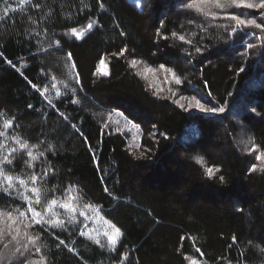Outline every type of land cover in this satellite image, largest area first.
Here are the masks:
<instances>
[{
  "label": "trees",
  "instance_id": "1",
  "mask_svg": "<svg viewBox=\"0 0 264 264\" xmlns=\"http://www.w3.org/2000/svg\"><path fill=\"white\" fill-rule=\"evenodd\" d=\"M39 2L42 9L36 11L30 5L21 10L17 0H9L10 10L0 21V111L13 121L6 135L38 144L33 154L54 145L56 155L40 158L51 161L54 169L47 184L48 199L53 195L66 199L72 193L65 194L64 189L75 184L83 195L81 204H91L122 233L118 251L110 252L75 234L82 231V221L66 232L55 230L75 253L65 246L57 248L59 241L44 233L50 264H189L186 256L198 264H228L229 260L264 264L260 251L264 171L255 155L238 143L252 137V143L264 151V69L254 61L264 59L261 32L262 42H252L257 47L249 49L243 37L233 41L239 33L230 31L235 22L219 19L214 23L227 29L201 34L206 51L195 53L172 36L198 31L186 23L197 15L183 8L186 0H140L139 5L131 0H100L104 8L97 0ZM3 7L0 0V15ZM228 11L243 18L242 13L250 9ZM29 16L37 23L32 24ZM90 20L98 22L92 29L87 28ZM70 27L85 32L80 37L65 35ZM33 29L42 36L31 35ZM41 39L45 48L49 41L59 40L61 50L38 51ZM122 48L127 49L124 55L119 54ZM68 52L73 59L66 68ZM132 59L142 63L133 68ZM101 61L108 66L105 74L98 70ZM73 63L75 69L70 67ZM162 63L179 76L180 85L166 82V73L159 71ZM144 67L157 71L147 73L145 79L137 75ZM77 73L81 83L75 87L82 88L77 96H58L51 88L55 83L63 93L59 81ZM193 89L201 95L211 91L209 99L224 110L229 108L225 105L235 106L238 96L251 109L239 108L233 117L188 113L175 103L176 92L190 97ZM71 99L81 103L72 104ZM127 123L139 127L137 142L123 130ZM2 124L0 118V129ZM6 143L19 147L11 140ZM141 152L144 157L137 158ZM14 157L13 164L5 167L21 178L47 167L33 161L36 167L29 169L30 157L23 150ZM197 158L203 163H197ZM252 164L257 171H249ZM207 168L213 169L212 176ZM11 202L0 193V204Z\"/></svg>",
  "mask_w": 264,
  "mask_h": 264
},
{
  "label": "snow or ice",
  "instance_id": "2",
  "mask_svg": "<svg viewBox=\"0 0 264 264\" xmlns=\"http://www.w3.org/2000/svg\"><path fill=\"white\" fill-rule=\"evenodd\" d=\"M83 3V0H81ZM135 2V0H134ZM100 8H104V3L97 0ZM5 7L2 9V15H0V21H2L8 14L10 10L9 0H3ZM25 5H30L34 10L40 11L42 9V4L39 0H17V6L23 10ZM87 7V5H84ZM183 8L189 11L195 12L197 15L189 17L186 21L187 25L192 26L198 31H189L188 35H178L177 32H173L172 36L178 38L182 44L189 45L194 49L195 53H201L206 51V48H202L200 41L204 39V36L201 34L207 35L211 29L214 28H226L223 24H216L215 21L219 19H225L229 21H234L235 26L231 27V33H236L237 29L241 26L244 28H254L260 30L262 36H264V0H186L183 3ZM232 8H242V9H258L260 10V20L258 22L255 18H241L239 15L234 14L229 9ZM13 11L15 9H12ZM47 15H52V9H49ZM202 17L203 19L198 23L197 19ZM71 13L68 14V19H71ZM29 20L32 24H36L37 21L33 20L29 16ZM98 22L95 20H90L87 25L88 29H92L94 25ZM183 27V25H182ZM44 33L48 32V28L43 29ZM85 29L81 28L79 31L76 27H70L68 32L65 33L71 34L73 36L80 37L84 34ZM31 35L35 37H41L42 33L33 29ZM121 36H124L125 33L121 31L119 33ZM157 35H160V32H157ZM260 37H258L259 39ZM37 43L41 45L38 48V51L47 53L48 51L61 50V45L59 40H51L48 42L47 47H43V39L38 40ZM257 47L256 45L249 43L247 48L251 49ZM127 51L126 48L120 49V55H124ZM192 53L189 52L188 55ZM115 55V54H114ZM65 67H68L67 62L73 59L71 52L65 54ZM9 64L12 61H7ZM130 65L133 68H136L137 65L141 64L140 60L132 59L129 61ZM167 63V62H165ZM165 63L160 64L159 71H163L173 77L174 83L180 85L182 83L179 76H177L172 68L166 67ZM72 69L76 68V65L73 63L70 66ZM157 69L144 67L143 71L137 72V75H142L147 79V73H155ZM52 79L55 80L56 77L52 76ZM74 80V84L72 81ZM59 83L63 85L64 92L61 93L60 89L57 88V85L53 83L51 85L52 89L56 90V94L59 95H71L73 97L77 96L81 89L75 87L81 83L79 74L77 73L74 77L67 75L65 79L60 80ZM190 83V82H189ZM153 85L150 83L149 85ZM35 88L36 85L33 84ZM209 85L205 81L204 88L207 89ZM193 94L190 97L181 95L179 100H176L175 103L180 104V100H188V108H197L205 113H216L223 112L222 107H216L214 102L209 99L212 93L211 91L207 92V95H200L199 91L193 89ZM157 94V93H154ZM44 95V93H41ZM172 95L175 96L176 93L172 92ZM200 97L199 99L197 97ZM85 99H87L85 97ZM203 101V102H202ZM51 103V101H49ZM72 104H80L81 100L71 99ZM31 107V105H29ZM181 108H184L183 104H180ZM187 110V109H185ZM256 109L253 108V112ZM259 115V113H257ZM0 118H3L2 129H0V193L11 198V203L0 204V264H50V256L48 245L43 242V234L50 233L59 243L56 245L57 248L60 246L67 247L69 252H76L74 247H69L65 239L60 238L59 233H63L69 230V226L76 225V212L79 208L83 209H92L93 211L98 212V209L93 208L91 204H81L83 200V195L79 192L75 184H70L64 189V193H72L67 195L65 202L61 203L58 197L52 196L51 199H48L50 190L47 187L50 176L54 173V169L51 161L41 160L40 158H45L46 154L51 153V155H56L55 146L48 144L43 151H37L36 154H33V149H38V144H29L26 140L20 138L19 135L11 136L6 135V130L12 126L13 121L7 119L3 111H0ZM67 119V117H65ZM11 140L15 145L19 147L9 146L6 141ZM44 141H40L39 144H44ZM238 143L245 146V150L250 154L255 155V160L259 161V169L264 171V151H261L259 147L252 143V137H248L247 140L240 139ZM251 144V148H248V145ZM23 150L30 160L26 161V164L29 169L35 168L36 165L33 164V161H37L40 164L47 163V167L42 169L39 172H31L27 178H21L19 176L10 174V172L5 167L6 165H12L14 154L18 151ZM144 153H140V157L143 158ZM197 163H203L202 158H197ZM219 171L218 169L216 170ZM250 172L257 171V165L252 164V167L249 169ZM206 172L209 176L213 175V169L207 168ZM219 179L221 182H224V177L220 176ZM55 187V186H54ZM105 192L109 190L104 189ZM16 201H20L19 204ZM57 209H63V212L58 211ZM79 216L88 219L85 211L80 210ZM38 226V227H37ZM55 230H59V233ZM80 236H87V239L92 241L94 244L99 245L101 248L105 247L102 243L101 237L103 236L107 240V249L110 252L118 251L116 248L117 238L122 235L121 230L115 225H111V231H104L103 233L96 231L95 235L87 234L84 231L76 232ZM233 243L237 242L235 236L232 237ZM76 241L73 240L72 244L75 245ZM252 242L249 241V244ZM259 247V246H257ZM200 248H196V252H200ZM261 252H264V247L260 248ZM126 257V254H121ZM189 261V264H198V261L190 256L185 257ZM87 264V261L84 262ZM228 264H232L229 260ZM237 264H247L246 261H237Z\"/></svg>",
  "mask_w": 264,
  "mask_h": 264
},
{
  "label": "rangeland",
  "instance_id": "3",
  "mask_svg": "<svg viewBox=\"0 0 264 264\" xmlns=\"http://www.w3.org/2000/svg\"><path fill=\"white\" fill-rule=\"evenodd\" d=\"M255 10L254 13H252ZM251 12V13H250ZM250 12H243V18H255L258 20H260V10L258 9H250ZM239 31V33H236V36H234V39H240L243 37V41L244 43H246V47L247 44L252 43L254 41H261L262 42V38H261V34H260V30L254 29V28H244L243 26L239 27L237 29ZM258 37H260L258 39ZM254 61L256 63L259 64L260 68L262 67L264 69V59H254ZM105 68V66L101 65V71H103ZM166 79V82L169 84L170 82L173 83V85H176L174 83L173 77L169 74L166 73V76H164ZM261 82V78L259 79ZM177 97L175 98L176 100L180 99V96L182 94H180V91H177ZM201 95V94H200ZM187 97V96H186ZM198 99L200 98L199 96L197 97ZM236 105L234 106L233 104L231 105H225L227 107H229L228 109L224 110L223 112H216V113H205L197 108H188V100H180V104L184 105V109H187L186 111L188 113H201V114H205V115H212V114H227L229 116L234 115V112L242 109H251L250 106H247L245 104L246 99H243L242 96H238V98L236 99ZM203 102V101H202ZM179 104V105H180ZM219 108V107H218ZM232 111H231V109ZM233 117V116H231ZM118 123L117 121H114V123ZM124 131L130 135L133 138V142H137L139 140V135H140V131L138 130L139 127L131 124V123H127L124 124ZM61 203L65 202V199L60 200ZM60 212H63V209H57ZM83 210L85 211L86 215L89 217L88 219H85L84 217L79 216V211ZM76 221H82L83 223V231L87 234H91V235H95L96 231H99L101 233H103L104 231H111V223L107 222L105 219H103L101 216H99L98 212L93 211L92 209H83L82 207L79 208L76 212ZM87 237V236H86ZM102 243H104V245L107 247V240L106 238H104L103 236L101 237ZM119 240H120V236L117 238V243H116V247H118L119 244Z\"/></svg>",
  "mask_w": 264,
  "mask_h": 264
}]
</instances>
